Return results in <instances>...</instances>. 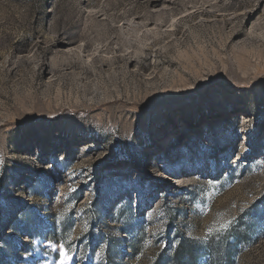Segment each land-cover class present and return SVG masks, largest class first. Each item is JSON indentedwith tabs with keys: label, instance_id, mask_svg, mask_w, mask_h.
Segmentation results:
<instances>
[{
	"label": "rangeland",
	"instance_id": "1",
	"mask_svg": "<svg viewBox=\"0 0 264 264\" xmlns=\"http://www.w3.org/2000/svg\"><path fill=\"white\" fill-rule=\"evenodd\" d=\"M184 238L264 264V0H0V264Z\"/></svg>",
	"mask_w": 264,
	"mask_h": 264
},
{
	"label": "trees",
	"instance_id": "2",
	"mask_svg": "<svg viewBox=\"0 0 264 264\" xmlns=\"http://www.w3.org/2000/svg\"><path fill=\"white\" fill-rule=\"evenodd\" d=\"M200 262L201 254L198 245H195L190 239L184 238L173 250L171 256L160 264H200Z\"/></svg>",
	"mask_w": 264,
	"mask_h": 264
},
{
	"label": "snow or ice",
	"instance_id": "3",
	"mask_svg": "<svg viewBox=\"0 0 264 264\" xmlns=\"http://www.w3.org/2000/svg\"><path fill=\"white\" fill-rule=\"evenodd\" d=\"M230 224H231V222H229V225H225L223 227H228V226H230ZM207 232H208V234H210L212 232V229H208Z\"/></svg>",
	"mask_w": 264,
	"mask_h": 264
},
{
	"label": "bare ground",
	"instance_id": "4",
	"mask_svg": "<svg viewBox=\"0 0 264 264\" xmlns=\"http://www.w3.org/2000/svg\"><path fill=\"white\" fill-rule=\"evenodd\" d=\"M162 18H163V17H162ZM162 18H161V19H162ZM156 20H157V19H156ZM158 20H159V19H158ZM137 26H138V25H137ZM150 31H151V29H150ZM148 32H149V31H148ZM153 32H154V31H153Z\"/></svg>",
	"mask_w": 264,
	"mask_h": 264
}]
</instances>
